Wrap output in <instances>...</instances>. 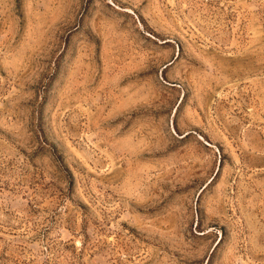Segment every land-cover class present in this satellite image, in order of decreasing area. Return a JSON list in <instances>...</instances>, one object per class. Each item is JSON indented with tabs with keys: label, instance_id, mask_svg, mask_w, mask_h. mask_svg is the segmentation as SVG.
<instances>
[{
	"label": "rangeland",
	"instance_id": "rangeland-1",
	"mask_svg": "<svg viewBox=\"0 0 264 264\" xmlns=\"http://www.w3.org/2000/svg\"><path fill=\"white\" fill-rule=\"evenodd\" d=\"M0 264H264V0H0Z\"/></svg>",
	"mask_w": 264,
	"mask_h": 264
}]
</instances>
